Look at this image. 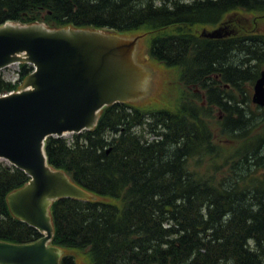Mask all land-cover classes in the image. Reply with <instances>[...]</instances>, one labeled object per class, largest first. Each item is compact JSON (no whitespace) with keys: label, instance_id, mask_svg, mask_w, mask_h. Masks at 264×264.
I'll return each instance as SVG.
<instances>
[{"label":"trees","instance_id":"16d2710c","mask_svg":"<svg viewBox=\"0 0 264 264\" xmlns=\"http://www.w3.org/2000/svg\"><path fill=\"white\" fill-rule=\"evenodd\" d=\"M238 11L264 15V0H0V26L151 32V58L176 68L188 92L167 106L114 103L92 130L45 140L47 164L94 196L50 206V245L64 250L62 264H264V107L232 110L218 97H248L264 35L212 41L193 30ZM31 70L20 64L15 84L0 76V95ZM213 111L222 115L214 124ZM230 137L238 140L225 169L202 163ZM28 181L0 160L1 242L41 238L7 204Z\"/></svg>","mask_w":264,"mask_h":264},{"label":"water","instance_id":"95a60500","mask_svg":"<svg viewBox=\"0 0 264 264\" xmlns=\"http://www.w3.org/2000/svg\"><path fill=\"white\" fill-rule=\"evenodd\" d=\"M229 34L219 27L201 36ZM142 39L44 24L0 26V69L20 62L34 68L20 92L0 96V159L29 177L7 203L15 217L42 234L28 244L0 241V264H60L63 251L49 245V208L61 198L94 196L48 166L44 141L91 130L105 106L144 94L155 75L138 61ZM253 89V102L264 106V70Z\"/></svg>","mask_w":264,"mask_h":264},{"label":"rangeland","instance_id":"374dc122","mask_svg":"<svg viewBox=\"0 0 264 264\" xmlns=\"http://www.w3.org/2000/svg\"><path fill=\"white\" fill-rule=\"evenodd\" d=\"M264 15L262 14H252L242 11H238L234 14H227L222 17L221 21L226 19H232L238 24H243L246 28L244 31H240L243 35L250 34H260L264 35ZM44 24V23H43ZM217 25V24H216ZM216 25L210 26L209 24L196 25L193 27L195 33L200 34L201 31L207 30L211 31L215 29ZM102 32L109 35H116V33H108L105 30ZM147 32H135V33H122L120 35H143L139 62L143 64L148 70H150L155 76L147 87L143 95L135 96L129 103L134 104L139 107L148 106H167L169 104H174L179 101L182 97V93L187 94L181 83L177 80L176 68L166 67L161 65L158 62H155L147 53V48L151 44L150 34ZM19 65L12 64L8 68L0 70V76L6 80H13L17 77L16 72L18 71ZM261 70H264V65H262ZM260 70V71H261ZM247 90V96L249 99L253 94V85H245ZM218 112L213 111L211 113L212 122L214 124L215 120L218 118ZM220 115V114H219ZM71 134L65 135V138H70ZM150 138H153L151 134H148ZM219 136V135H218ZM216 137V135H215ZM217 140V137L215 138ZM237 138L230 137L224 140L223 144L218 143L217 147L220 149L223 147V151L216 150L212 157L205 158L202 163L207 164L211 167H223L225 169L230 164V157L232 151L234 150V143L237 141ZM66 254H71L66 251ZM80 258H76V264H82Z\"/></svg>","mask_w":264,"mask_h":264},{"label":"bare ground","instance_id":"6f19581e","mask_svg":"<svg viewBox=\"0 0 264 264\" xmlns=\"http://www.w3.org/2000/svg\"><path fill=\"white\" fill-rule=\"evenodd\" d=\"M191 1V0H190ZM207 19H210V17H206ZM206 19V20H207ZM218 23V22H217ZM217 23L215 24H212V23H206V24H209L210 26H214L216 25ZM220 56L224 59V60H231L232 58V53H229V52H222L220 53ZM241 58L240 57H237V60L239 61ZM244 61V60H242ZM245 62V61H244ZM262 65H264V61L263 62H260V66L262 67ZM259 78V76L257 77V79ZM256 79V80H257ZM255 80V81H256ZM254 81V83H255ZM254 83L252 84L253 85V88H254ZM253 93H254V89H253ZM253 96V94H252ZM252 96L251 98L249 99V97H247L246 99H243L242 96H240L239 100L238 101H233L230 97H228L226 94H223V93H218V97L224 101L225 103H227V105H229V107L234 110V109H238L239 111H244V112H247L249 111V108L247 105H251L252 107H260L258 104H256L255 102H253L252 100ZM249 100V101H248ZM229 125H232V123H228ZM262 149V148H261Z\"/></svg>","mask_w":264,"mask_h":264},{"label":"flooded vegetation","instance_id":"af4514ba","mask_svg":"<svg viewBox=\"0 0 264 264\" xmlns=\"http://www.w3.org/2000/svg\"><path fill=\"white\" fill-rule=\"evenodd\" d=\"M218 26H222L223 28H225L230 33V36L228 38H230L231 36H234V37L238 36L240 31H242L245 28L242 24L237 25V23L234 22L232 19H226L224 21L220 20L217 23L215 28H217ZM197 36L199 37L198 34H197ZM223 39H226V38H223ZM209 40L215 41V40H222V39L220 38V39H209ZM147 53L150 54L149 48H147ZM224 88H228V87L224 86ZM221 118H222V115L220 114L219 119L221 120Z\"/></svg>","mask_w":264,"mask_h":264}]
</instances>
